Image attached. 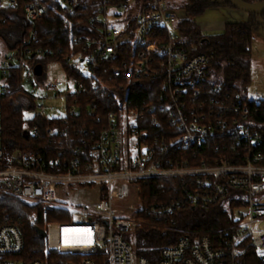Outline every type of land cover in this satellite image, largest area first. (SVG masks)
I'll use <instances>...</instances> for the list:
<instances>
[{
    "label": "built area",
    "instance_id": "1",
    "mask_svg": "<svg viewBox=\"0 0 264 264\" xmlns=\"http://www.w3.org/2000/svg\"><path fill=\"white\" fill-rule=\"evenodd\" d=\"M51 1L65 8L64 26L75 27L77 49L52 64L64 65L70 74L61 69L65 82L44 74L39 60L54 53L33 46L47 8L27 2L22 7L30 26L26 39L12 51L0 48V98L5 80L19 71L21 92L34 112L44 111L47 98L65 100L63 128L46 134L68 139L60 151L50 146L43 155L7 157L0 106V194L29 207L65 212L61 198L68 192L96 187L99 200L91 210L79 208L81 221L46 222V253L72 257L65 264H233L250 249L264 255V148L252 122L257 107L251 110L246 100L228 108V96L207 97L202 82L210 57L196 54V47L176 33L181 11L170 9L169 0ZM17 5L18 0H0V7ZM79 8L93 10L77 16ZM38 65L40 76L34 71ZM141 80L159 82L154 103L137 106L129 97ZM85 95L109 98L105 105L91 103L83 114ZM28 133L36 137L37 128ZM193 148H205L206 159L196 166L180 156ZM162 179L184 182L167 203L147 211L166 230L175 229L169 217L186 207L207 211L227 198L241 205L232 209L231 224L218 237L188 232L150 261L138 257L129 242L139 209L124 208L135 197L140 201L141 182ZM23 251L21 220L0 218V264H48L26 262Z\"/></svg>",
    "mask_w": 264,
    "mask_h": 264
},
{
    "label": "trees",
    "instance_id": "2",
    "mask_svg": "<svg viewBox=\"0 0 264 264\" xmlns=\"http://www.w3.org/2000/svg\"><path fill=\"white\" fill-rule=\"evenodd\" d=\"M35 0H18L17 8L0 7V42L2 51H12L22 44L26 39L29 27L24 20L22 7L25 3ZM246 4L263 2L264 0H240ZM44 4L47 8L45 15L37 22L38 42L33 48L49 50L54 54L45 56L39 60L43 69L51 64H61L64 56L68 55L77 46L74 42L73 32L75 27L64 26L66 18L65 8L54 5L51 0H36ZM169 7L172 10H179L183 18L178 22L174 29L179 36L185 39L186 44L196 47V54H204L210 57L207 66V73L202 82L203 90L207 97L228 96V108L233 104L243 105L246 98L243 97L241 90L250 83V58L254 34L261 32L264 34V13L262 15H252L246 23H227L221 34L206 36L197 26L195 19L202 16L211 8H232L235 9L228 0H183L176 5ZM93 8H79L76 15L82 13L91 14ZM70 18V17H69ZM84 24V23H83ZM60 51V54L56 53ZM31 62V60H30ZM61 69L70 74L64 65ZM10 77L5 80L7 87L5 93L0 98L2 113V148L7 157L14 153L37 152L45 154L50 146L54 151H60L63 137L56 136L50 138L46 131L50 128L62 129L64 119L46 120L40 116L32 119H25L24 113L33 110V103L21 92L22 75L14 70ZM116 82H119V80ZM134 93L129 94L135 100V105L146 104L148 100L154 103L159 90V82L141 80L133 84ZM216 91L218 94H216ZM155 94V96H154ZM239 96V101L234 99ZM87 97L86 109L91 103L105 105L109 96L99 98L95 95H85ZM156 101V100H155ZM151 103V104H152ZM252 108L257 107V112L253 113L252 122L261 133V142L264 148V99L251 101ZM235 108L231 109L232 114L237 117ZM74 124L73 121L69 122ZM37 128L38 135L25 139L23 133L31 132L32 128ZM165 129L167 124H163ZM177 135V134H176ZM205 148H193L190 151L180 152V156L190 160L192 166L202 162ZM197 154V159L192 156ZM213 153L209 154L212 156ZM178 156L177 154H174ZM218 153H214V158ZM189 157V159H188ZM184 182L177 179L152 180L140 183L139 198L141 209L136 213L135 225L129 242L138 257L154 261L160 248L184 236L188 232H195L209 237H218V233H223L232 221V209L241 204H234L227 199L220 201L210 207L207 211H200L197 208L186 207L169 217V223H175V229L166 230L163 223L154 221L148 216V209L154 205L165 204L173 196L176 190H180ZM6 217L8 220H21V230L24 238V251L22 254L26 262L33 260L45 261L48 264H65L72 257L58 255L56 253H46V239L42 237L45 232V223H65L70 222L69 214L59 209H43L29 207L21 201L9 196L0 194V218ZM163 224V225H162ZM233 264H264V255L258 254L250 249L242 256L236 258Z\"/></svg>",
    "mask_w": 264,
    "mask_h": 264
},
{
    "label": "rangeland",
    "instance_id": "3",
    "mask_svg": "<svg viewBox=\"0 0 264 264\" xmlns=\"http://www.w3.org/2000/svg\"><path fill=\"white\" fill-rule=\"evenodd\" d=\"M171 5H176L183 0H169ZM250 16L236 9L228 10V8L219 7L208 9L202 16L195 19V22L200 25L202 33L206 36L219 35L224 30V24L227 23H246ZM252 44V52L250 58V73L251 79L247 87L241 90L242 95L248 101H257L264 99V34L261 32L255 33ZM0 48L2 45L0 43ZM44 74L50 79L56 78L65 82L63 71L58 65H49L44 69ZM44 111L34 112L28 111L24 113L25 119H32L35 116H40L46 120L58 119L65 116L66 103L62 98L54 99L47 98L43 102ZM99 200V193L96 187L74 190L68 192V195L61 198L63 204L69 214L71 222L81 221L79 208L93 209L94 205ZM124 209L128 210V206L133 205L134 208L141 209V201L135 197L130 201ZM139 211V210H138ZM129 212V210L127 211ZM135 220V219H134Z\"/></svg>",
    "mask_w": 264,
    "mask_h": 264
},
{
    "label": "water",
    "instance_id": "4",
    "mask_svg": "<svg viewBox=\"0 0 264 264\" xmlns=\"http://www.w3.org/2000/svg\"><path fill=\"white\" fill-rule=\"evenodd\" d=\"M228 2L238 11L244 12L246 14H252V15H262L264 13V1L263 2H257L253 4H246L241 2L240 0H228ZM36 76H40L42 72V67L40 65L36 66L35 69ZM23 137L25 139H29V133L28 131H25L23 133ZM42 237H45V233H42Z\"/></svg>",
    "mask_w": 264,
    "mask_h": 264
},
{
    "label": "crops",
    "instance_id": "5",
    "mask_svg": "<svg viewBox=\"0 0 264 264\" xmlns=\"http://www.w3.org/2000/svg\"><path fill=\"white\" fill-rule=\"evenodd\" d=\"M228 10H234V9H232V8H228ZM197 24V23H196ZM225 25V24H224ZM197 26L200 28V25L199 24H197ZM201 30V29H200ZM202 31V30H201Z\"/></svg>",
    "mask_w": 264,
    "mask_h": 264
}]
</instances>
